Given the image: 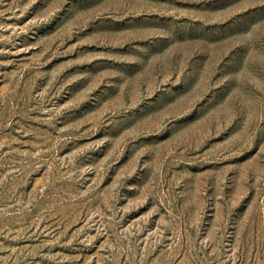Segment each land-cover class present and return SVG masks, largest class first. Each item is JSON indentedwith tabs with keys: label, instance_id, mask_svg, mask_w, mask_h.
Instances as JSON below:
<instances>
[{
	"label": "rangeland",
	"instance_id": "374dc122",
	"mask_svg": "<svg viewBox=\"0 0 264 264\" xmlns=\"http://www.w3.org/2000/svg\"><path fill=\"white\" fill-rule=\"evenodd\" d=\"M0 264H264V0H0Z\"/></svg>",
	"mask_w": 264,
	"mask_h": 264
}]
</instances>
